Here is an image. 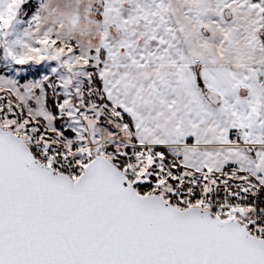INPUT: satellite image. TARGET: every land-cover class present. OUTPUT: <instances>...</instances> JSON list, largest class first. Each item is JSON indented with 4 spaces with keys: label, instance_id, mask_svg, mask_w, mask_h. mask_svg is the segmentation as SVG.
Segmentation results:
<instances>
[{
    "label": "snow or ice",
    "instance_id": "snow-or-ice-1",
    "mask_svg": "<svg viewBox=\"0 0 264 264\" xmlns=\"http://www.w3.org/2000/svg\"><path fill=\"white\" fill-rule=\"evenodd\" d=\"M0 264H264V0H0Z\"/></svg>",
    "mask_w": 264,
    "mask_h": 264
}]
</instances>
